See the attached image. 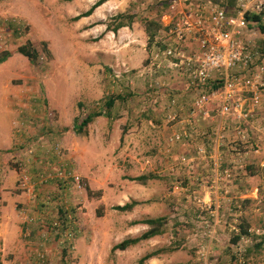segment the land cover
Returning a JSON list of instances; mask_svg holds the SVG:
<instances>
[{
	"label": "rangeland",
	"instance_id": "rangeland-1",
	"mask_svg": "<svg viewBox=\"0 0 264 264\" xmlns=\"http://www.w3.org/2000/svg\"><path fill=\"white\" fill-rule=\"evenodd\" d=\"M97 1L0 0V55L9 53L0 64V138L8 145L0 149V205L22 225V246L16 255L5 254L1 264H116L112 247L141 236L149 229L141 222L156 218H165L163 234L134 246L120 264H137L144 255L177 243L184 248L161 253L166 262L144 264H202L200 253L214 264H264V243L249 256L264 235V133L250 130L264 127V98L262 110L249 114L242 126L250 130L239 146L243 169L221 185L235 184L238 177L247 185L246 199L252 202L240 204L235 223L262 231L246 237L238 256L231 245L234 232L219 235L217 227L221 207L233 215L239 205L211 202L213 162L209 166L208 159L195 157L194 139L169 141L176 125L167 124L166 117L177 111L168 96L184 93L189 110L193 95L184 91V81L174 72L166 79L165 94L157 96L137 77L161 33L149 45L143 20L159 18L164 26L165 16L173 14L156 0H107L89 17L74 20ZM261 1L245 0L244 5L252 10ZM118 14L136 19L116 33L106 30ZM243 39L264 57L259 32L247 28ZM27 42L38 52L34 64L17 53ZM108 96L124 99L110 117H98L77 133L74 126L100 112ZM188 110L179 111L177 121ZM55 146L61 155L55 154ZM231 155L221 158L220 170L231 168ZM46 168L74 172V179L40 185L37 180ZM141 176L144 182L134 180ZM23 182L27 189L20 186ZM222 188V196H232ZM133 201L137 204L130 212L113 209ZM210 212L218 215L212 236L207 234L214 225ZM56 221L72 232L69 239L62 237L61 228H52Z\"/></svg>",
	"mask_w": 264,
	"mask_h": 264
},
{
	"label": "built area",
	"instance_id": "built-area-1",
	"mask_svg": "<svg viewBox=\"0 0 264 264\" xmlns=\"http://www.w3.org/2000/svg\"><path fill=\"white\" fill-rule=\"evenodd\" d=\"M156 1L166 5L173 16H165L168 19V23L164 25L167 30L161 31L156 37L146 66L137 77L145 80L148 92L164 95L162 92L169 87V81L166 79L174 72L184 81V91L193 95L189 113L184 120L177 121L178 112L167 114V124L180 125L179 129L172 132L169 139L171 144L205 136L204 132L198 130L194 119L197 116L209 117L212 107L217 111L219 120L230 117L234 119L233 127L219 122L207 133L217 148H225L234 153L229 169L220 170L221 158L215 162L211 185L219 187L223 181L227 183L228 179L236 177L243 169L240 163L241 157L245 155L239 152V146L247 141L248 131H254L256 135L264 133V127L250 126V130L242 127L246 125L249 114L260 107L264 98V57L257 48L250 46L243 39L247 29L244 14L248 10L244 5L245 0H237L233 14H228L210 0ZM261 7L262 2H259L254 10L259 11ZM168 97L170 107L176 108L183 94ZM182 110L183 108L180 109ZM228 133L231 134L232 141L227 145L225 135ZM54 151L57 156L61 155L58 146H55ZM195 157L209 159L210 155L204 146H199ZM180 160L185 162L184 158ZM67 176L68 180H73L74 172L67 173L61 168H46L37 181L40 185L52 181L62 184L67 180ZM76 185L78 188L81 186L79 182ZM20 186L27 189L25 182ZM238 205L236 213L231 215L234 233L238 232L235 222L241 216V206ZM210 216L214 219V225L207 231L208 236L215 234L218 224L217 212H210ZM52 228H61L63 238L71 237L72 232L65 228V224L62 226V221L52 223ZM247 232L255 237L262 234V231L256 228H248ZM247 241V238H241L234 245L238 256L243 250L241 243ZM199 260L202 264H214L208 260L205 253H200ZM241 262L239 259V263Z\"/></svg>",
	"mask_w": 264,
	"mask_h": 264
},
{
	"label": "trees",
	"instance_id": "trees-1",
	"mask_svg": "<svg viewBox=\"0 0 264 264\" xmlns=\"http://www.w3.org/2000/svg\"><path fill=\"white\" fill-rule=\"evenodd\" d=\"M107 0H99L96 3H94L86 12L78 15L74 18L75 21L89 17L98 7H100L102 4H104ZM262 2L261 10H247L244 14L245 22L247 25V28H253L255 31L259 32L264 37V0ZM237 3V0H216L213 2L214 5H218L219 8L224 9L228 14L232 13L231 8L234 7ZM165 9H167V6H163ZM161 15V13L159 14ZM136 19V16L134 14H118L115 17L112 18L111 22L113 25H107L106 30H109L113 33H116L119 29L129 27L134 20ZM142 22V20H140ZM144 24V31L145 34L148 37L149 45L151 42H154V38L160 31L167 30L162 24L160 19H145L143 20ZM45 49V45H42ZM17 53L21 56L25 57L31 64H34L38 58V52L32 47L30 42H27L26 44L18 47ZM48 53V52H46ZM9 57V53H3L0 55V64L4 63L7 58ZM123 97L120 96H108L106 97V100L104 101V106L100 112H94L92 114H88L85 119H83L78 125L74 126V129L77 133H81L91 122L94 121V119L106 116L110 117L112 109L116 106L117 103H121L123 101ZM80 106V105H79ZM138 182H144L146 180V177L141 176L136 179H134ZM136 202H130L127 204H124L123 206H115L113 207L114 210L119 211L121 213L130 212L133 207L136 205ZM165 218H156V219H146L141 222L143 225H147L149 229L144 232L141 236L137 238H129L126 239L115 246L112 247L111 251H124L130 247H133L141 242L147 241L149 239H152L153 237L159 236L163 234V232L160 230V228L164 225ZM238 227V232L234 233V236L232 237L231 245H236L241 238L250 237L248 230V225L244 222L240 224ZM264 243V235H261L259 238V241L255 245L254 250H250L249 256L253 254L255 250L260 248ZM169 247L148 253L144 255L142 258L139 259L137 264H144V262L155 258L159 256L162 252H176L180 249H183V244L177 243V245L174 247ZM66 251H63L64 256L66 255ZM1 264V262H0ZM65 264V263H63ZM189 264V263H188Z\"/></svg>",
	"mask_w": 264,
	"mask_h": 264
},
{
	"label": "crops",
	"instance_id": "crops-1",
	"mask_svg": "<svg viewBox=\"0 0 264 264\" xmlns=\"http://www.w3.org/2000/svg\"><path fill=\"white\" fill-rule=\"evenodd\" d=\"M182 94H183V97L180 99V103H178L177 107L175 108V110L177 112H179L181 108H183V109L186 108L188 110V108L186 106L189 103H186V97H185L184 93H182ZM189 96L191 97V95H189ZM246 108H247V106H246ZM258 110H262V108L259 107L256 111H258ZM216 113H217V111H215V109L212 107L210 112H209V117L197 116L194 119L198 130H200L201 132H204L206 134L205 136L195 138L194 139L195 140L194 145L196 144L195 145L196 148L199 146H204L208 150L210 158L206 162L209 164V166H210L211 161L213 162V166H214L217 159L222 158L224 155L226 158L230 154V152H228L227 149H225V148L224 149L223 148H221V149L217 148L215 146L214 140L210 136H208L207 133H210L211 129L214 126H216L219 122H221L222 124H225L228 127H233V125L235 124L233 121L234 119L232 117L223 118L222 120H219V117L217 116ZM252 113L254 114L255 111ZM179 126L180 125H177L176 129H179ZM225 141H226L227 145L232 141L230 133L225 135ZM6 147H8V145L6 143L3 144V141L0 138V149L6 148ZM220 150H222V151L220 152ZM221 154H223V156ZM230 157L231 158L229 159V162L234 156L231 155ZM210 171H211V169H210ZM200 174L195 179V181L197 183L198 182L200 183V179H201ZM199 183L197 185H199ZM229 183H231V182H229ZM232 184L230 186L219 185V187H213V185H211V182H210L211 186H209V189L213 188V191L211 192V194H209V196L212 200L211 202L213 204H216L217 206L218 205L220 206L222 204L225 205L228 203L229 204H236V205H238V204H243V205L244 204H250L252 202V200L246 199V198H248V193H249V192H246V187H245L246 184L242 183V181L239 177L236 180L235 184H233V185ZM222 187H224L225 189L227 188L228 189L227 191H231L232 196H230L229 198L222 196V191L224 190ZM244 187H245V189H244ZM201 188L206 189V187L203 185L201 186ZM255 189L256 188H254V187H250V190L254 191ZM218 190H220V191L218 192ZM197 194H198L197 198H199V196L202 195V191H198ZM208 198L209 197L206 194L205 199L203 201L204 202H205V200L207 201ZM256 198H257V194H256ZM240 214H241V212H240ZM243 215H246V213L242 214V216ZM230 216H231V213H229L227 206H222L221 207V215H220L221 225H219L217 227V229H219L221 231V233L219 232V235L223 234V232L226 234L232 232L233 227H232L231 223H229V222H231ZM21 228H22V225L20 222L17 221V218L14 217L13 215H8L6 210L3 208V206L0 205V262H2L4 260L5 254L11 253V254L16 255L17 252L19 251L20 247L22 246ZM132 248H134V246L130 247L124 251L117 250L115 252L116 257H117L116 264L122 263L124 260V256L129 255L130 250ZM159 256H160L159 258H161L163 256V254H160ZM162 261L166 262V259L163 257L160 260H158L157 258H152V259L148 260V263L162 262Z\"/></svg>",
	"mask_w": 264,
	"mask_h": 264
}]
</instances>
